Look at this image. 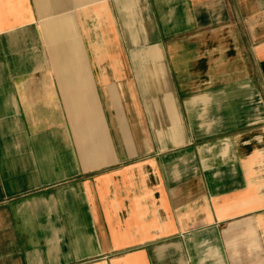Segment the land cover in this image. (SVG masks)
<instances>
[{
  "label": "crops",
  "instance_id": "obj_1",
  "mask_svg": "<svg viewBox=\"0 0 264 264\" xmlns=\"http://www.w3.org/2000/svg\"><path fill=\"white\" fill-rule=\"evenodd\" d=\"M0 264H264V0H0Z\"/></svg>",
  "mask_w": 264,
  "mask_h": 264
}]
</instances>
